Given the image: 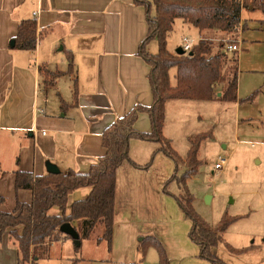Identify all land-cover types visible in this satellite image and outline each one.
Segmentation results:
<instances>
[{
  "label": "crops",
  "instance_id": "crops-1",
  "mask_svg": "<svg viewBox=\"0 0 264 264\" xmlns=\"http://www.w3.org/2000/svg\"><path fill=\"white\" fill-rule=\"evenodd\" d=\"M245 10L249 18H245ZM30 18H36L38 25L36 49L11 47L10 42L16 36L20 22ZM178 19H175L173 28ZM181 21V27L186 25L198 33V37L191 38L195 40L194 44L208 31H200L182 18ZM147 34L146 10L135 0H0V197L5 200L4 211H12L18 201L31 203L33 200L32 189L17 188L18 171L34 177L46 175L49 173L47 163L51 162L62 172L86 173L106 152L102 144L105 129L136 105H152L151 66L138 53ZM183 37L180 46L183 45ZM237 38L240 45L238 101L233 103L237 113H244L241 121L249 120L244 118L249 114L262 120L264 0H251L242 7ZM177 47L168 45L171 53ZM149 49L152 53L158 52L156 40L150 43ZM69 52L74 59L72 73L67 72ZM45 71H63L66 74L52 78L45 75ZM175 75L176 72L173 77ZM171 82L175 84L176 78ZM222 86H216L217 92ZM75 89L77 100L74 99ZM254 93L257 95L253 101L241 102ZM186 101L174 98L166 102L163 133L171 144L174 136L170 124L179 120L177 114L187 105ZM134 127L139 132L152 131L149 114L141 113ZM193 137L188 136L187 151L179 156L178 167L182 173L186 170L182 161L187 157ZM161 147V143L156 141L130 140L131 161H124L117 170L111 248L105 239L97 241L101 233L95 242L98 248L102 244V250H107V254H100L97 248L89 245L92 256L86 254L75 258L73 264L83 259L82 264L90 263L89 259L102 260V257H109L112 262L118 260L121 264H131L139 257L140 243L148 241L149 237L164 242L170 253L177 252L181 258L186 256L187 240L183 244L176 242L177 236L172 230L174 220L167 198L162 194L165 176H162L164 154L159 151ZM153 155L150 168L145 169ZM163 172L168 174L166 170ZM90 190L87 186L75 190L70 201L85 198ZM179 191L182 190L179 188ZM56 214H59L58 209ZM18 230L22 232V228ZM172 243L177 251L169 246ZM55 245L59 246L58 257L62 246L75 248L74 241L67 237L54 242L51 249ZM0 264H19L18 246L10 229L0 232ZM48 264L62 263L54 261ZM237 264L241 263L237 261Z\"/></svg>",
  "mask_w": 264,
  "mask_h": 264
},
{
  "label": "trees",
  "instance_id": "trees-1",
  "mask_svg": "<svg viewBox=\"0 0 264 264\" xmlns=\"http://www.w3.org/2000/svg\"><path fill=\"white\" fill-rule=\"evenodd\" d=\"M137 5L144 6L148 23V34L139 46L138 53L151 66L149 80L154 100L152 105H136L124 116L108 126L103 133V147L106 152L96 164L91 165L86 173L70 170L58 174L48 173L34 177L32 174L18 171L17 188H29L33 191L31 203L18 201L15 208L6 212L2 209L5 202L0 197V232L10 229V234L16 240L19 252V264L48 258L51 245L64 237L71 238L61 232L64 223H71L80 234V244L75 245L78 252L82 240L93 236L98 225L103 227L98 242L105 239L111 248L114 216L117 170L126 160H130L129 147L132 138L156 141L161 143L159 151L164 152L176 163V172L172 181H177L179 188L186 196H177V201L184 215L191 220L190 238L200 246V257L213 264H228L213 253V249L224 241L223 235L236 219L224 217L216 226H211L196 211L195 196L189 189L188 180L199 171L201 161L198 157L202 142L212 137V131L201 132L191 138V147L183 161L187 169L178 175V153L172 148L170 140L163 133L165 125V110L168 99L212 100L214 98L226 101H238V52L232 57L233 67L230 76H226L225 67L228 57L223 51V45L217 51L212 43L202 38L195 43L186 54L171 53L167 38L173 30L176 18H182L193 24L200 31L221 30L239 32L241 10L245 5L240 0H135ZM38 25L36 18L24 19L18 26L15 48L35 50L37 46ZM238 38L234 40L236 42ZM156 40L158 52L152 53L150 43ZM68 73L74 70V59L68 53ZM176 69V83L171 82L170 71ZM66 74L63 71L46 72L52 78ZM47 79V78H46ZM49 84V82L47 83ZM223 85L220 96L215 88ZM255 93L244 101H253ZM78 92L75 89L74 99ZM65 109L66 103L62 101ZM141 113H148L151 119L152 131L139 132L134 125ZM154 160L144 167L148 168ZM134 163V162H133ZM138 166L137 164H134ZM90 187V193L83 199L70 201V195L82 187ZM57 208L59 214H52ZM18 228H22L19 233ZM149 245L155 246L160 255L159 264H169L165 248L153 237L148 238ZM227 248L237 254L243 249H237L226 243ZM147 245L142 249L145 255Z\"/></svg>",
  "mask_w": 264,
  "mask_h": 264
},
{
  "label": "rangeland",
  "instance_id": "rangeland-1",
  "mask_svg": "<svg viewBox=\"0 0 264 264\" xmlns=\"http://www.w3.org/2000/svg\"><path fill=\"white\" fill-rule=\"evenodd\" d=\"M240 1L244 2L246 7L251 0ZM244 16L249 18L247 10H245ZM182 23L183 21L179 18L168 35L167 42L170 48L180 46L183 36L190 39L198 37L196 30L186 25L181 27ZM237 37L238 32L221 30H208L204 35V38L212 43L214 51L223 45L222 49L228 57V64L225 67L226 76L231 75L232 57L234 56V52L230 51L228 46ZM193 41L195 42V40ZM236 43L238 42L236 41ZM153 47L156 45L154 44ZM175 72L176 69L172 68L171 80H175L173 77ZM172 82L174 83V81ZM217 90L218 88H216V92ZM185 103L187 105L182 107L184 109L177 114L179 120H174L170 124V131L174 136L171 145L179 156L185 155L187 151L188 136L194 135L195 137L201 132L208 131H212L213 134L212 137L205 139L200 146L198 155L201 161L199 174L197 173L196 177L188 180L189 189L196 198L194 201L195 209L213 227L224 217L236 219L227 228L223 235L224 241L213 249V253L223 261L230 262V264H237V261L241 264H264V117L261 120L249 114L247 115L249 117H244L249 120L241 121L244 113H237L235 103L222 99L213 102L187 99ZM162 153L164 154L162 155V176H165L162 194L167 198L170 213L174 220L172 230L177 236L176 242L179 241L180 244H183L187 240L185 242L188 246L186 256L181 258L177 252L172 251L170 253L166 244L162 242L169 264H213L211 261L200 257L199 245L190 238L192 222L184 215L177 201L176 197L179 196L180 192L178 183L171 180L177 166L169 156L164 152ZM220 157L227 158V163L223 170H215V164ZM182 166L187 169L184 162ZM163 170L168 171V174ZM178 172L182 174L180 167H178ZM180 195L185 197L186 193L182 190ZM56 212V208L51 210L52 214H56ZM102 231L103 227L98 225L91 238L82 240V246L78 252L73 246L69 248L62 246L58 257L59 246H53L50 258H44L39 264H48L54 261H60L62 264H73L75 258L79 259L86 254L92 256L88 249L89 245L97 248L98 253L106 255L107 250H102L104 246L102 247L100 244L98 248L95 242L96 236L101 235ZM226 243L234 248L243 249L244 252L234 253L227 248ZM144 245L145 247L147 245L145 255L142 253ZM169 246L177 251L174 243H172L173 247ZM138 253L139 257L134 259L131 264L160 263L158 249L146 241L140 243ZM102 258L104 259L91 258L88 262L92 264H121L118 260L112 262L108 259L109 257ZM83 260L76 264H82Z\"/></svg>",
  "mask_w": 264,
  "mask_h": 264
},
{
  "label": "water",
  "instance_id": "water-1",
  "mask_svg": "<svg viewBox=\"0 0 264 264\" xmlns=\"http://www.w3.org/2000/svg\"><path fill=\"white\" fill-rule=\"evenodd\" d=\"M15 39H12L10 42V46L14 47L15 46ZM175 52L177 54H186V50L182 47L179 46L176 48ZM221 94V93H220ZM219 94V95H220ZM47 170L49 173H54V174H58L61 172V170L59 169V167L51 162L47 163ZM60 230L62 233H64L65 235H68L71 237V239L74 241L75 245L80 244L79 238H80V234L78 233V231L75 229V227L71 224V223H64L61 227Z\"/></svg>",
  "mask_w": 264,
  "mask_h": 264
},
{
  "label": "built area",
  "instance_id": "built-area-1",
  "mask_svg": "<svg viewBox=\"0 0 264 264\" xmlns=\"http://www.w3.org/2000/svg\"><path fill=\"white\" fill-rule=\"evenodd\" d=\"M194 45L193 41L191 39H189L188 37H184L183 38V45L182 47L186 50V52H188L192 46ZM228 49L232 52L235 51H239L240 49V45L239 43H232L228 46ZM226 163V158H221L216 164H215V169H222V167L224 166V164Z\"/></svg>",
  "mask_w": 264,
  "mask_h": 264
}]
</instances>
